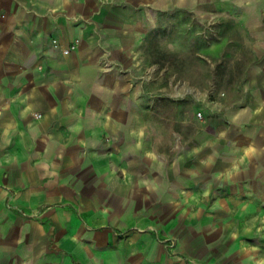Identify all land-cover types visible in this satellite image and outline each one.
I'll list each match as a JSON object with an SVG mask.
<instances>
[{
	"label": "crops",
	"instance_id": "0c3cea01",
	"mask_svg": "<svg viewBox=\"0 0 264 264\" xmlns=\"http://www.w3.org/2000/svg\"><path fill=\"white\" fill-rule=\"evenodd\" d=\"M177 12L236 21L250 57L166 134L136 64ZM0 264H264V0H0Z\"/></svg>",
	"mask_w": 264,
	"mask_h": 264
},
{
	"label": "rangeland",
	"instance_id": "374dc122",
	"mask_svg": "<svg viewBox=\"0 0 264 264\" xmlns=\"http://www.w3.org/2000/svg\"><path fill=\"white\" fill-rule=\"evenodd\" d=\"M221 15L177 12L161 17L138 49L149 94L145 113L173 131L174 119L202 120L239 95L250 57L249 34Z\"/></svg>",
	"mask_w": 264,
	"mask_h": 264
},
{
	"label": "built area",
	"instance_id": "2783aa9c",
	"mask_svg": "<svg viewBox=\"0 0 264 264\" xmlns=\"http://www.w3.org/2000/svg\"><path fill=\"white\" fill-rule=\"evenodd\" d=\"M63 52H64L65 54H67V53H68V50H64Z\"/></svg>",
	"mask_w": 264,
	"mask_h": 264
}]
</instances>
